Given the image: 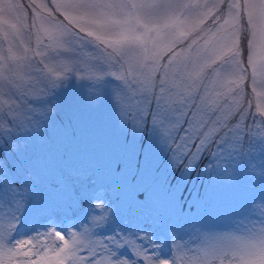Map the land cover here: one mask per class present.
Returning <instances> with one entry per match:
<instances>
[{
  "label": "snow or ice",
  "instance_id": "1",
  "mask_svg": "<svg viewBox=\"0 0 264 264\" xmlns=\"http://www.w3.org/2000/svg\"><path fill=\"white\" fill-rule=\"evenodd\" d=\"M65 52L102 62L70 111L34 59ZM0 95V264H264V0H0ZM101 108L116 135L85 130ZM222 188L248 235L178 243Z\"/></svg>",
  "mask_w": 264,
  "mask_h": 264
},
{
  "label": "rangeland",
  "instance_id": "2",
  "mask_svg": "<svg viewBox=\"0 0 264 264\" xmlns=\"http://www.w3.org/2000/svg\"><path fill=\"white\" fill-rule=\"evenodd\" d=\"M26 2L27 0H25V3ZM45 2L51 6V0H45ZM60 19L63 18L60 17ZM209 23H211V21H209ZM30 46L35 49L34 38ZM7 47L8 45L4 43L3 48L5 49V54ZM241 47L243 49V56L245 53L244 58L246 60L248 52L246 34H244L241 38ZM109 51L111 50L109 49ZM34 59L37 61L38 67L44 70L45 77L49 75L54 77L57 72L69 77L70 80L67 86L61 89L58 94L53 97V99L57 100L61 104L62 109H67L69 111L79 107V101L84 88V85L81 83V78L101 74L100 67L102 62L92 59L87 63H82L81 61L75 59L70 52H65L56 59L47 60V58L41 57H35ZM42 59L47 60V66L45 63L40 62ZM166 60L167 57H165V61ZM60 65H63V69ZM103 67L108 68V65L104 64ZM65 69L68 71H65ZM109 71H115V69H109ZM250 71L251 70H249V73ZM74 76L76 79H72ZM25 82L31 83V78L29 76H25ZM36 88H39L38 84L36 85ZM244 88V102L247 103L248 101H251L252 107L254 106L255 108L259 101L252 93L250 78L245 80ZM31 98L33 100L36 99L35 93L32 94ZM3 99H6V97L0 95V100ZM252 112H255V109H253ZM259 118V114H257V119ZM85 130L90 135L99 137H109L117 134L115 124L105 108L94 110L86 114ZM143 143L147 144V140L143 141ZM200 170L201 168L197 169V171ZM178 179L179 173L173 177L172 182L176 183ZM193 181H195V183H193ZM197 187H199L200 195L203 196L204 186L196 180V173L194 172L188 184L185 186V192H187L189 188L195 189ZM246 195L247 193L243 189L232 191L222 188L214 197L211 204L201 206L199 209L194 204H185L184 207L188 211L180 228V235L184 237V240H178V243L183 245L185 242L190 241L189 247L195 250L203 246L204 234L215 235L229 233L236 236H247L248 233L245 232L242 225H247L251 228L253 220L250 216H244L242 213L239 215L237 214L239 211V204L243 201ZM97 211H102V209H97ZM257 227H259L258 222ZM197 229H199V231H197ZM185 251L188 256L193 255V252H188L187 249H185Z\"/></svg>",
  "mask_w": 264,
  "mask_h": 264
},
{
  "label": "trees",
  "instance_id": "3",
  "mask_svg": "<svg viewBox=\"0 0 264 264\" xmlns=\"http://www.w3.org/2000/svg\"><path fill=\"white\" fill-rule=\"evenodd\" d=\"M244 48H246V47H244ZM244 57H245V53H244ZM253 109H255L254 106L252 107L251 111H253Z\"/></svg>",
  "mask_w": 264,
  "mask_h": 264
}]
</instances>
